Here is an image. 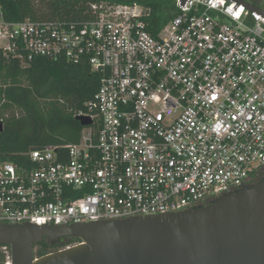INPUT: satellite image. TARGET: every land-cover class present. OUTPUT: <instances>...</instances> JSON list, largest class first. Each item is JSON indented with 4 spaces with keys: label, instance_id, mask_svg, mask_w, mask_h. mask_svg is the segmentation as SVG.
<instances>
[{
    "label": "built area",
    "instance_id": "built-area-1",
    "mask_svg": "<svg viewBox=\"0 0 264 264\" xmlns=\"http://www.w3.org/2000/svg\"><path fill=\"white\" fill-rule=\"evenodd\" d=\"M175 1L157 35L137 4L92 3L80 22H9L0 5L5 53L101 77L77 144L0 163L1 226L178 213L264 174V14L235 0Z\"/></svg>",
    "mask_w": 264,
    "mask_h": 264
},
{
    "label": "water",
    "instance_id": "water-1",
    "mask_svg": "<svg viewBox=\"0 0 264 264\" xmlns=\"http://www.w3.org/2000/svg\"><path fill=\"white\" fill-rule=\"evenodd\" d=\"M235 1L264 14L248 0ZM76 120L84 128L93 124L89 116ZM68 237L83 242L34 257V247L44 239ZM0 246L10 248L12 264H264V177L178 213L59 227L0 225Z\"/></svg>",
    "mask_w": 264,
    "mask_h": 264
},
{
    "label": "trees",
    "instance_id": "trees-1",
    "mask_svg": "<svg viewBox=\"0 0 264 264\" xmlns=\"http://www.w3.org/2000/svg\"><path fill=\"white\" fill-rule=\"evenodd\" d=\"M108 1L137 4L149 10L147 31L152 35L178 13L175 0H0L9 22L76 21L91 17L89 5ZM101 77L86 64L36 58L23 63L0 49V163L29 164L32 150L56 148L57 152L81 139L82 127L76 120L94 99ZM79 237L54 242L44 239L34 247L41 258L81 244ZM10 251V248H8ZM5 254L0 252V262Z\"/></svg>",
    "mask_w": 264,
    "mask_h": 264
},
{
    "label": "flooded vegetation",
    "instance_id": "flooded-vegetation-1",
    "mask_svg": "<svg viewBox=\"0 0 264 264\" xmlns=\"http://www.w3.org/2000/svg\"><path fill=\"white\" fill-rule=\"evenodd\" d=\"M248 2L252 5L257 6V7H260V5H262V7H264V0H248ZM262 7H260V8H262ZM262 9H264V8H262ZM263 177H264V174L259 179H261Z\"/></svg>",
    "mask_w": 264,
    "mask_h": 264
},
{
    "label": "rangeland",
    "instance_id": "rangeland-1",
    "mask_svg": "<svg viewBox=\"0 0 264 264\" xmlns=\"http://www.w3.org/2000/svg\"><path fill=\"white\" fill-rule=\"evenodd\" d=\"M37 1V0H36ZM260 7H262V5H260ZM262 8H264V7H262ZM257 182V181H256Z\"/></svg>",
    "mask_w": 264,
    "mask_h": 264
}]
</instances>
